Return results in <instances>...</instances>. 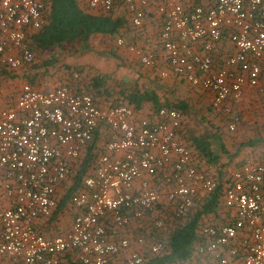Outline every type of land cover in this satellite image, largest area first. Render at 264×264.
Here are the masks:
<instances>
[{
  "label": "built area",
  "instance_id": "2783aa9c",
  "mask_svg": "<svg viewBox=\"0 0 264 264\" xmlns=\"http://www.w3.org/2000/svg\"><path fill=\"white\" fill-rule=\"evenodd\" d=\"M46 1L0 0V67L33 61L27 32L41 25ZM84 1L103 12L124 9L139 29L152 0ZM155 6L166 63L158 74L209 92L233 131L239 116L226 101L264 76V0H158ZM220 41L232 50L215 54ZM116 44L146 67L156 64V50L142 41L118 35ZM182 122L183 113L172 106L138 117L129 105L101 106L68 84L42 89L24 81L13 103L0 109V264H108L124 251L125 264H142L145 255L130 249L132 241L158 252L159 241L113 234L131 219L161 227L164 219L155 213L162 196L181 217L201 193L216 188L180 141ZM103 130L110 136L69 197L76 210L69 230L46 235L41 225L57 209L58 186ZM223 186L233 220L203 225L196 252L209 258L203 264H264V154L233 170Z\"/></svg>",
  "mask_w": 264,
  "mask_h": 264
},
{
  "label": "trees",
  "instance_id": "16d2710c",
  "mask_svg": "<svg viewBox=\"0 0 264 264\" xmlns=\"http://www.w3.org/2000/svg\"><path fill=\"white\" fill-rule=\"evenodd\" d=\"M119 11L121 12L118 13ZM42 17L41 25L27 32V43L34 54L33 61L23 64L17 69H10L4 66L0 67V78L17 77L21 71L34 66L39 67L42 71H47V69L57 64L56 52L58 49L61 51L65 50V53L62 55L66 59L74 56V50L78 49L83 51L90 47L89 39L93 34L115 35L113 36L115 42L116 36L123 35L125 37L127 36L125 39L129 42L136 37L135 35L142 34L144 31V26L139 29L131 26L129 15L124 9L103 12L91 8L84 0H47L42 11ZM143 46L144 48L152 47L156 51L161 50L158 41L155 46L148 45L147 41H144ZM111 47H109V51H106L110 54V57L120 59L123 62L121 64L130 66H135L133 63H130V61H133L141 72L147 71V75H143V78L148 76L147 78L149 80V78H155V76L159 75L158 70L155 69L156 64L153 67H146L137 58L132 56L129 60H125L126 58L122 53L123 50H126L125 46H118L119 48ZM120 48L122 51H120ZM42 54L44 57L39 61L37 56H41ZM66 59H64V62L58 68L61 72L57 74L58 77L56 78L55 85L64 83L72 86L77 91L83 90L89 93L101 106L124 104L131 106L136 111H141L146 105L151 107V111H155L161 106H172L181 112L186 110L187 104L184 101L171 103L167 99H162L155 88H141L133 80L119 84L118 88L113 90L115 86L113 87L112 84L108 83V78L113 75V71L112 74L108 75L102 74L97 69L89 72L86 65L79 67L76 63L72 65L67 64ZM173 77L175 78L176 76ZM33 79V77L26 76L25 81L35 87L38 86L35 85L37 82L41 84L39 78H36V82ZM176 80L185 82L179 78ZM179 131L180 141L185 143L190 149L197 168L216 181V188L211 194L205 195L201 193L204 195H202V200H195L194 204L184 216L175 217L169 210V214L163 217L164 222L161 227L151 226L146 228L147 223H142L140 231L146 233L142 235H145L151 242L159 241L162 243V248L158 252H147L145 254V260L142 264H202L204 256L196 252V246L200 240V228L206 224L219 226L233 220L232 211L223 204L224 181L221 182L222 177L220 175L224 173V169L222 170V167L219 166V171H217L218 176H214V174L206 170L208 167H204L203 165V161L208 163L209 167L218 165L219 155L215 151L216 145L214 142L217 139V134L220 135L218 133L220 131L215 129L212 132H201L197 134L189 131L186 132L184 116ZM98 137L99 132L96 131L94 139L85 148L84 157L79 161L72 184L64 195L63 200L61 199L62 202L60 201L58 203V208L80 187L83 177L90 173L93 158L97 154ZM216 147L219 149L218 146ZM220 147L223 149L222 146ZM54 214H56V211ZM54 214L50 218H54ZM114 262V259H112L108 264Z\"/></svg>",
  "mask_w": 264,
  "mask_h": 264
},
{
  "label": "rangeland",
  "instance_id": "374dc122",
  "mask_svg": "<svg viewBox=\"0 0 264 264\" xmlns=\"http://www.w3.org/2000/svg\"><path fill=\"white\" fill-rule=\"evenodd\" d=\"M120 12L121 11H119L118 13ZM123 37L126 38L127 36L126 37L123 36ZM132 40L135 42H138L140 39L139 37H137ZM104 41L107 42V49L105 50V52L110 50L109 49L110 46H112L111 48H119L115 42L114 37L110 38L109 40L104 39ZM95 43L96 44H94L93 46H90L88 49H84L83 51H80L78 49L73 51L75 52L73 57L75 56L82 57V55L83 56L85 55L86 61L85 60L83 61L81 59L78 61V63L80 64L79 67L84 66V65L87 66V61H88L89 66L87 67L89 69V72L90 71L93 72L94 69L98 70V68H96L95 65H93L92 61H89L90 55L97 56V53L98 52L100 53V49L97 48V44L99 43V40H95ZM58 51L56 52L57 64L47 69V71H42V69H40L39 67L34 66V67L28 68L27 70L21 71L17 75V77H12V78H7V79H5V77L0 78V109L6 104L13 103L17 95V92L19 91L20 86L25 81L26 76L33 77L34 78L33 81H35L36 78H39L40 79L39 81L41 82V84H38L37 82V84L35 85H38L39 87L38 86L36 87L42 88V89L49 88L48 85L55 83L56 78L58 77L57 74L61 72V70L58 68H60V64H62L64 62V59H66L63 57L64 55H62L65 53V50L61 51L58 49ZM122 53L124 54L126 58L125 60H129V58H131L132 56V54L127 49L125 51L123 50ZM37 57H38V60L40 61L42 57L44 56L42 54L41 56H37ZM130 63H133L135 66L133 65L130 66L126 64H123V68H117V67L115 68L114 66L113 75L108 78V83L112 84L113 87L115 86V89L113 88V90H116L119 84L125 83L129 80L136 81L137 85L141 88H146V87L152 88L153 87L157 90V92L160 94L162 99H167L171 103L184 101L187 104L186 110L182 111L183 116H184V124H185L186 132L189 131V132L197 134L201 132H212L215 129H217L218 131L221 130L222 133L226 134V131L228 130L225 125L227 116L221 113L222 111H217L216 109H214L211 105V101H208L209 104H207V102L202 103L200 101V98L196 96V95H199V96L203 95V93L201 92L199 93V90L190 86L188 83L180 81V80L176 81L179 84L178 87L170 89L168 87L169 81L165 80L167 76L163 77V76L158 75V76H155V78L152 77V78H149V80L145 79L144 81L142 76L147 75L146 73L147 71L141 72V70L136 67V64L133 61H130ZM92 65L93 67H91ZM158 69H161V67ZM98 71H100V69ZM38 75L40 76L37 77ZM41 85L43 86L41 87ZM151 110H152L151 107L149 105H146L141 111L135 110V113H136V116L140 117V116H144L146 114L153 112ZM231 111H232V108H231ZM232 112L239 116V120L237 122L238 124L240 122L241 115L239 112H234V111ZM109 136L110 134L108 130H104L102 132V136L99 139L98 144H97L98 146L96 148L97 150L103 149V143L108 139ZM84 154H85V149L84 151H82L79 160L74 162L71 175L66 180L61 182V184L59 185L57 189L58 203L61 201V199L63 200L64 195L67 193L68 188L71 186L72 181H73V176L75 174V170L78 167L79 161L83 159ZM204 164L208 166V163H206L205 161H203V165ZM210 170H214L212 169V167H208L207 171L211 174H214V176L215 175L218 176L216 170H214L215 172L214 171L211 172ZM225 170L228 171L227 168H225ZM224 176L226 177L227 174ZM159 183L160 181L155 184L156 187H160ZM202 195L203 194H200V196L198 197L199 198L198 201L202 200L204 196ZM169 210H170L169 204L165 202V198L162 196L161 201L157 205L155 216L163 218L169 214L170 212ZM74 212H75V209L73 206L70 205L69 198H67L65 202L62 203L60 207L58 208V212L56 210V213H57L56 216H58V220H57L58 226L56 227V230L55 229L53 230V232L54 231L57 232L65 228L68 222L71 221V218L73 217ZM146 223H149V220ZM141 225H142V222L131 219L128 225L123 228V231L115 232L113 235L115 237L117 235H120L121 232L127 234L131 238L136 237L137 235H142L145 232L140 231ZM142 236L144 237L147 243L151 242L149 239H147L145 235H142ZM145 247H147V244L142 245L139 248L142 251V253H144V255L147 253V251L145 250ZM126 254H127V251L122 252L121 254H119L117 257L114 258L115 262L111 264H125ZM208 260L209 258H206V256H204L202 260L203 261L202 264L204 262L206 263V261Z\"/></svg>",
  "mask_w": 264,
  "mask_h": 264
},
{
  "label": "crops",
  "instance_id": "0c3cea01",
  "mask_svg": "<svg viewBox=\"0 0 264 264\" xmlns=\"http://www.w3.org/2000/svg\"><path fill=\"white\" fill-rule=\"evenodd\" d=\"M201 1V0H200ZM158 0H152L151 3L148 5V8L145 10V17H144V31L142 34L135 35L133 39L139 37V41L142 43L147 41L148 45L155 46L157 43V28H156V21H157V13H156V6ZM115 35H107V34H93L89 39V46H93L95 40H99L97 44V48L100 49V53H97V56L90 55L89 61H92L93 65H95L98 70L100 69L102 74H112V71L115 68H123V63L120 59H113L110 57L108 52H105L107 49V42L104 39H110ZM131 41H133L131 39ZM152 48V47H151ZM104 50V51H103ZM232 50V45L229 41H220L217 42L215 45V54H219L222 52H228ZM120 51L122 49L120 48ZM157 61L155 69L160 70L158 68H165V58L161 50H157ZM83 58V56H82ZM78 56H70L66 59L67 64H78V61L82 59ZM86 61L85 55L84 59ZM93 65L91 67H93ZM87 66H89V62L87 61ZM151 76V75H150ZM152 77V76H151ZM176 78V77H175ZM173 75L167 76L165 80L169 81L168 87L170 89L176 88L179 86L178 82H176L178 78L175 79ZM146 78H143L145 81ZM56 83L48 85L50 88L51 86H55ZM190 85V84H189ZM43 85H41L42 87ZM191 86V85H190ZM35 87V86H34ZM194 87V86H192ZM38 88V87H36ZM195 89L199 90V93H203V95L199 96L200 101L202 103L211 100V95L209 92H206L200 88L194 87ZM226 103L231 106L232 111L239 112L241 115L240 122L236 125L233 131H226V134L222 133L221 130L218 132L220 135L217 134V139L215 140V145L219 147V149L215 146V151L219 155V162L218 165L210 166L212 169L219 171V166L224 169V173H221L220 177H222L221 182L227 178V176L234 170L238 169L241 164H243L248 159H258L262 154H264V76L260 77L259 83L256 86L244 85L241 96L237 99L229 98ZM223 149H221V147ZM223 150V151H221ZM202 163V161H201ZM207 165L204 164V167ZM217 166V169H216ZM209 167V166H207ZM227 168L228 171L225 170ZM207 170V169H206ZM214 170H210L213 172ZM221 171V170H220ZM215 172V171H214ZM227 176L225 177L224 175ZM225 182V180H224ZM59 187V186H58ZM59 206V205H58ZM75 209V208H74ZM219 209V208H217ZM58 212V207H57ZM55 210V211H56ZM76 211V210H75ZM55 213V212H54ZM54 218H48L43 221L41 225V229L44 231L46 235H54L56 233H64L69 230L72 222H68L65 228L56 230L58 226L57 220L58 216L57 213L54 214ZM47 230V231H46ZM242 236H245L242 233ZM246 237V236H245ZM134 241L131 243L130 249H139L141 245L136 244ZM224 252H227L226 249ZM203 262V261H202Z\"/></svg>",
  "mask_w": 264,
  "mask_h": 264
}]
</instances>
